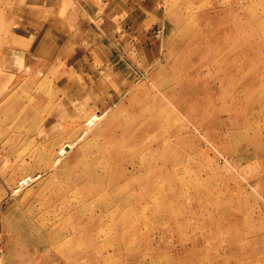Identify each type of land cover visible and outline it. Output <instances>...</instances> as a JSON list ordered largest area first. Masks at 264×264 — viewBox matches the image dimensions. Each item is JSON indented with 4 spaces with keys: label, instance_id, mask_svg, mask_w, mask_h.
<instances>
[{
    "label": "rangeland",
    "instance_id": "obj_1",
    "mask_svg": "<svg viewBox=\"0 0 264 264\" xmlns=\"http://www.w3.org/2000/svg\"><path fill=\"white\" fill-rule=\"evenodd\" d=\"M158 1L160 25L164 23V30L157 41L156 53L154 56L134 55L138 62L146 63L145 69L139 73L135 70L136 66H133L134 72L139 74L132 76V72H128L123 79L125 84L118 82L120 90L111 99L97 96L95 101L94 95H87L83 100L77 99L86 87L83 83L73 84L70 89L65 88L68 82L74 80L72 71L68 72L70 76L67 80L62 78L57 82V86L62 85V88H55L53 78L56 73L50 77L43 74V68L30 69V73V66L16 65V53L11 50L13 35H1L3 27L0 24V153H11L13 157L0 158V194L3 195L0 198L2 264H28V259H32L33 247L21 242L23 240L7 247L2 237H7L19 226H28L30 218L35 220L47 216L46 211L53 206L54 200L47 193L39 195V191L45 182L42 180L48 179L53 173L47 166L54 161L55 155L73 145V150L64 162L73 160L83 147L88 148L84 146L85 139L90 145L98 140V136L95 139L94 133L89 132L85 139L77 140L78 143L76 139L83 131L79 125L83 126L84 120H90L98 127L101 121L115 115L116 120H120L121 113H132L136 110L133 100H140L147 92L153 91L155 81L162 78V73L168 72L173 62L169 59L173 53L171 47L179 30L186 24L180 17L195 19L201 34H205V40L214 36L215 51L234 53L235 48L241 44L242 48L237 50L234 60L244 55L249 60H241L243 62L239 71L234 73L235 84L236 79L238 81L236 96L229 94L232 86L224 83L225 78L220 70L200 65L201 49L198 41L193 38L196 41L192 46L176 53L181 56L180 69L183 74L189 73V84L197 88L195 96L203 101L207 99L210 104H214V109L222 111L213 112L205 107V117L199 118L202 125L186 115L181 114L178 120L171 117L169 124L172 128L175 125L185 127V133L191 135L187 148L175 150V154L181 152L186 157L181 163L169 168L173 182H160L150 194L143 192L139 184L147 186L150 181L140 176L147 169L141 161L146 160L148 166L152 167L162 165V153L149 146H138L136 149L129 145L128 148L135 152L132 154L135 162H125L122 169L134 171L137 175L117 178L114 190L123 195L133 194L138 201L153 204L151 211H158L159 218L150 229L169 225L174 227L178 234L174 238L169 237L168 241L175 245L186 243L191 249L190 260L197 264H264V0ZM232 5L235 8L233 14L223 12ZM249 8L251 14L247 13ZM7 9H10L8 0H0V11L5 12ZM7 27L6 23L4 29ZM208 31L209 34H206ZM222 37H225L223 48L220 45ZM151 63L150 68L146 69ZM225 63L229 64L228 58ZM193 69L192 74L189 71ZM218 77L223 83L220 81L215 89L210 88ZM245 78L252 80L250 86H245ZM16 81H30L29 84L35 81V85L22 87L19 83L14 88ZM83 81L89 82L86 78ZM188 87L184 85L182 89L184 94L180 98L183 101L192 97L189 96ZM28 113H34V117H24ZM69 115L78 116L80 124H73L72 120L75 119ZM45 123L47 130L39 132V127ZM112 129L110 126L102 131L101 136ZM93 148L86 150L89 153ZM108 159L103 157L94 160L97 166L101 165V170L107 168V173H110L107 177L112 178L116 171L114 166L106 164ZM46 167L48 171L45 172ZM15 170H18L17 174ZM37 177L41 180L20 187L22 179ZM18 188L20 191L16 192ZM90 202H94V199H90ZM152 232L142 229L139 232L142 242L130 245L133 249L131 253L117 255L118 260L106 264H120L122 258L139 259L140 254L147 249L145 241ZM115 246L111 244L109 249ZM44 249L50 250L47 251L48 255L54 258L55 249L51 250L52 245L47 243ZM96 252L100 251L97 249ZM159 262L152 260L153 264Z\"/></svg>",
    "mask_w": 264,
    "mask_h": 264
},
{
    "label": "bare ground",
    "instance_id": "obj_2",
    "mask_svg": "<svg viewBox=\"0 0 264 264\" xmlns=\"http://www.w3.org/2000/svg\"><path fill=\"white\" fill-rule=\"evenodd\" d=\"M229 8L228 10L224 9L223 12L233 14L234 5ZM251 12L252 10L249 8L247 13L251 14ZM180 20L186 24L185 27L183 26L184 28L179 30L171 47L173 53L169 59L173 61L172 66L167 73H162V78L155 81L153 91L147 92L140 100H133L136 110L130 114L121 113L122 118L120 120H116V115L109 120H103L97 125L98 127H95L90 120H82L85 122L84 125H79L81 121L78 116L69 115L75 119L72 120L73 124H78L83 130L76 141L85 139L89 132L94 133L95 139L97 136L99 138L91 145L85 139L84 146H88L86 149L94 147L93 151L88 153L83 147L73 160L64 162L66 156L73 150V145L55 155L54 161L47 166L49 169L46 167L44 170L45 172L52 170L53 173L48 179L42 180L45 182L39 191L41 192L39 195L47 193L54 200L53 206L46 211L45 215L47 216L35 220L30 218L28 226H19L7 237H2L3 241H6L7 247L21 240H23L21 242L33 247L32 259H28V264H106L108 261L113 263L114 260L119 259L117 255L120 256L125 252L131 253L133 251L130 245L142 242V236L139 234L142 229L153 231L145 241L146 251L140 254L139 259L121 257L122 262L120 264H153L152 260L154 259L158 262L161 261L158 264L162 262L197 264L190 260L191 249L186 243L179 242L178 245H175L168 241L169 237L174 238L178 234L174 227L169 225L168 227L159 226L150 229V226H153V223L159 218L158 211H151L153 204L150 205L148 201L140 202L133 194L123 195V193L114 190L116 185L114 183L118 180L117 178L121 176L134 177V171L122 169L125 162L126 164L135 162V157L132 156L135 152L128 148L129 145L136 149L138 146H149L156 152L162 153L164 161L162 165L152 167L148 166L146 160L141 161L143 167L146 166L147 169L145 174H140V176L147 177L150 181L147 186L142 183L139 184V188L143 192L150 194L157 189L160 182H173L174 178L169 168L171 169L177 163H181L186 157L181 152L175 154V150L180 151L187 148V143L191 141V135L185 133V127L179 128L175 125V128H172L169 124L171 117L178 120L182 114L191 117L195 123L201 124L199 118L205 117V107H209L213 112L222 111L214 109L212 107L214 104H210L207 99L203 101L195 96L197 88L191 87L189 84V73L183 74L180 69L181 56L176 55L177 52L186 51L187 47L192 46L197 40L202 55L200 65L202 64L204 68L220 70L221 75L225 78L224 83L232 86L229 94H233V97L236 96L238 81L236 79L235 84L234 73L239 71L243 61L249 60L247 55L234 60L235 53L242 48L241 44L235 48L234 53L226 54L224 50L215 51L214 36H209L205 40V34H201L195 19L180 17ZM223 31L225 32V30H221L222 33ZM206 34H209V31ZM224 42L225 37H222L220 39L222 48ZM227 58L229 64L225 63ZM185 67L188 69L187 63H185ZM189 72L193 74L194 69ZM220 81L218 77L213 84L210 85L209 83L210 88L215 89L216 84ZM19 83L16 81L14 88L21 84ZM183 84L189 85V96H192L186 101H183L182 97L180 98L181 94H184L182 91ZM245 84L246 87L247 85L250 86L252 80L245 78ZM202 90L204 91L203 87ZM33 114L28 113L24 117H34ZM79 126L78 131L80 133ZM110 126L113 128L112 131L101 136L102 131L110 128ZM97 146L99 147L95 149ZM103 157H108L106 164L115 168L116 174L112 178L107 177L110 173H107L106 167L103 171L100 164L98 166L95 164L94 159ZM17 173L18 170H15V174ZM38 179L39 177L35 179L24 178L20 187L29 182L32 184ZM61 180L65 181L61 182ZM18 191L20 188L16 190V192ZM90 199H94V202L91 203ZM139 214L141 217H137ZM34 222L46 224L35 225ZM47 243L52 245V251L55 249L54 258H50L48 255L47 251L50 250L44 249ZM111 244L116 245L112 250L109 249ZM97 249L100 252H96ZM23 261L25 262V260ZM0 264L2 263L0 262Z\"/></svg>",
    "mask_w": 264,
    "mask_h": 264
},
{
    "label": "crops",
    "instance_id": "obj_3",
    "mask_svg": "<svg viewBox=\"0 0 264 264\" xmlns=\"http://www.w3.org/2000/svg\"><path fill=\"white\" fill-rule=\"evenodd\" d=\"M8 2L10 9L0 11L1 35H13L10 44L12 52L16 53V65L30 66V73L42 68L45 76L53 77L56 73L53 78L55 88H62L57 82L62 78L67 80L68 72L72 71L74 80L65 88L84 83L86 88L83 94H78L79 100L87 95H94L95 101L97 96L114 97L120 90L118 82L125 84L123 79L128 72L136 76L145 69L146 63L138 62L135 56H154L164 30V23L160 25L158 0ZM6 23L8 27L4 29ZM159 28L162 30L158 31ZM133 66L139 73L134 72ZM84 78L89 82L85 83ZM28 82L23 84L35 85V81ZM39 128V132L46 131L47 123ZM2 154V159L13 158L11 153ZM2 196L0 194V198Z\"/></svg>",
    "mask_w": 264,
    "mask_h": 264
}]
</instances>
